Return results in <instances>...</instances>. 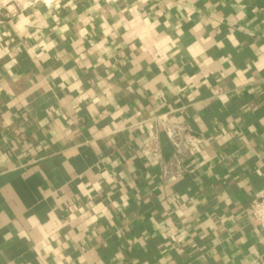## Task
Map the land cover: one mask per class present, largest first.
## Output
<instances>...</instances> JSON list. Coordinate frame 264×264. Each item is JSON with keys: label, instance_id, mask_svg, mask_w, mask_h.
Masks as SVG:
<instances>
[{"label": "crops", "instance_id": "0c3cea01", "mask_svg": "<svg viewBox=\"0 0 264 264\" xmlns=\"http://www.w3.org/2000/svg\"><path fill=\"white\" fill-rule=\"evenodd\" d=\"M262 193L264 0H0V264H264Z\"/></svg>", "mask_w": 264, "mask_h": 264}, {"label": "built area", "instance_id": "2783aa9c", "mask_svg": "<svg viewBox=\"0 0 264 264\" xmlns=\"http://www.w3.org/2000/svg\"><path fill=\"white\" fill-rule=\"evenodd\" d=\"M57 0H9L15 3L18 7H29L37 3L43 4L45 7L50 8ZM8 18V14L4 15ZM163 122V121H162ZM165 136V140L171 146L172 153L181 158H192L201 152L205 144V139L197 136L189 131L184 126L170 124L163 122L161 124ZM150 154L154 159H159L160 152L158 149H153ZM183 170L178 168L176 176L180 177ZM250 215L252 221L264 233V193L257 196L251 203ZM249 264H260L256 259L250 261Z\"/></svg>", "mask_w": 264, "mask_h": 264}]
</instances>
